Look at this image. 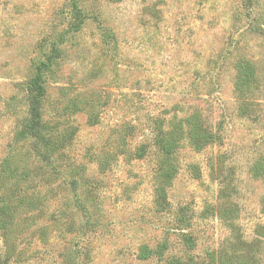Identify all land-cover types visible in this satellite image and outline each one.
<instances>
[{
  "label": "rangeland",
  "instance_id": "1",
  "mask_svg": "<svg viewBox=\"0 0 264 264\" xmlns=\"http://www.w3.org/2000/svg\"><path fill=\"white\" fill-rule=\"evenodd\" d=\"M3 168L0 264H264V0H0Z\"/></svg>",
  "mask_w": 264,
  "mask_h": 264
},
{
  "label": "trees",
  "instance_id": "2",
  "mask_svg": "<svg viewBox=\"0 0 264 264\" xmlns=\"http://www.w3.org/2000/svg\"><path fill=\"white\" fill-rule=\"evenodd\" d=\"M42 83V78L37 76L28 86L29 91L27 93V105L29 107L30 117L24 122V126L21 131L17 134V139L19 141L25 139H32L34 154L38 157L40 162H43L46 166L51 163L54 159V154L58 151V146L56 143L51 140V138L46 134L47 125L42 120L41 114V93L43 89L40 85ZM186 122L191 127L193 125L192 120L187 119ZM196 128H193L191 133L194 135L196 133ZM190 133V135H191ZM212 141V140H211ZM159 148L163 151L164 154L169 155L175 150L176 142L174 140H164L161 138L158 140ZM3 175V176H2ZM9 178L6 175V170L0 172V232L5 240V244L8 246L10 242V236L12 227L14 224V215L15 202H13V193L12 188L7 185V179ZM77 207H81V204H77ZM185 241L188 245H192V239L188 236H185ZM161 250H164V246L161 247ZM163 252V251H162ZM8 256V253L6 254ZM6 256V259H7ZM170 264H184L181 259H172ZM192 264H212L206 262L195 261Z\"/></svg>",
  "mask_w": 264,
  "mask_h": 264
}]
</instances>
